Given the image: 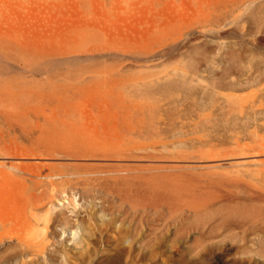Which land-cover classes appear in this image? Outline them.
<instances>
[{"label":"rangeland","instance_id":"obj_1","mask_svg":"<svg viewBox=\"0 0 264 264\" xmlns=\"http://www.w3.org/2000/svg\"><path fill=\"white\" fill-rule=\"evenodd\" d=\"M0 44V264H264V0H0Z\"/></svg>","mask_w":264,"mask_h":264},{"label":"bare ground","instance_id":"obj_2","mask_svg":"<svg viewBox=\"0 0 264 264\" xmlns=\"http://www.w3.org/2000/svg\"><path fill=\"white\" fill-rule=\"evenodd\" d=\"M5 45H7L6 43H4ZM4 44H0V54L1 55H3L5 58H9V57H11V54L9 53V48H8V46H5ZM73 56V55H72ZM35 58V57H34ZM34 62H36L37 63V65H38V69L39 70H42V71H45V72H48V71H50V70H53V68H57L60 64L58 63V64H56V63H54L52 60H47V59H43V60H37L36 61V59H35V61ZM72 75V74H71ZM1 82V81H0ZM4 82H9L8 80L7 81H4ZM10 83V82H9ZM18 85V84H17ZM16 85V86H17ZM5 88V87H4ZM8 89H9V87H8ZM53 90V89H52ZM65 90H69L68 88H66ZM66 92V91H65ZM5 93V92H4ZM67 93H68V91H67ZM6 94V93H5ZM23 94V93H22ZM13 95L16 97V95L17 94H14L13 93ZM12 95V96H13ZM8 96V95H7ZM14 97V98H15ZM14 98H12V99H14ZM16 98H18V96L16 97ZM22 98H23V96H22ZM19 100V99H18ZM17 99H15L14 100V102L16 103V101H18ZM22 100V99H21ZM19 103V102H18ZM49 145V144H48ZM174 149V148H173ZM172 149V150H173ZM47 150H48V152H49V154H47V156H46V158L47 159H49V160H51V159H57V158H60L62 155L61 154H59V153H56V148H55V145L53 146V145H50V146H48L47 147ZM77 150V149H76ZM171 150V151H172ZM45 151V150H44ZM169 151V150H168ZM251 152H245V153H240V154H236V155H240V156H243V157H245L246 155H248V157L246 156L245 158H242L241 157V159H235V155H234V157L232 156L231 158H234V160L235 161H233V162H235V164L236 165H238V164H240V165H245V164H242V163H249V162H257V161H259V159H258V155L260 156V155H264V151H261V152H254V154L253 155H251L250 154ZM253 153V152H252ZM178 154H179V152H178ZM188 155H190V154H188ZM249 155H251V156H249ZM42 156V155H41ZM64 156V155H63ZM194 156V155H193ZM240 156H238V157H236V158H239ZM68 156H66V158H67ZM112 157V156H111ZM117 157H119V156H117ZM45 158V159H46ZM65 158V159H66ZM120 158V157H119ZM121 158H122V155H121ZM143 157H141V159H142ZM166 158H168V161H171V159H172V161H175V160H173L174 158L172 157V158H170V160H169V157H166ZM176 158V157H175ZM183 157H180L179 159H182ZM188 158H190V157H188ZM264 158V157H263ZM82 159V158H81ZM143 159H145V158H143ZM177 159V158H176ZM179 159H177L178 161H179ZM183 159H185V158H183ZM191 159V158H190ZM194 159V157L192 158V160ZM201 159V158H200ZM207 159H209L208 157H207ZM210 159H212L211 157H210ZM230 159V158H229ZM117 160V159H116ZM131 160V159H130ZM138 160H140V159H138ZM157 160V159H156ZM159 160V159H158ZM161 161H165V159H160ZM189 160V159H188ZM213 160V159H212ZM141 161V160H140ZM167 161V160H166ZM167 161V162H168ZM182 161V160H181ZM181 161H179V163L181 162ZM194 161L196 162V160L194 159ZM199 161H201V160H199ZM122 162H127L128 163V161L126 160V159H124V160H122ZM130 162V161H129ZM137 162V161H136ZM152 162V161H151ZM187 162V161H186ZM133 164H134V162H132ZM170 163V162H169ZM185 163V162H184ZM218 163V162H217ZM262 163V162H261ZM160 164H162V163H160ZM168 164V163H167ZM177 164V163H176ZM176 164H172V165H174V166H176V167H174L176 170H183L185 167L184 166H179V164L178 165H176ZM187 163H185V165H186ZM198 164H200V167H202V168H209V167H212V166H215V164L212 162V161H210V162H206V161H204L203 162V160H202V163H197V165ZM230 164H232L231 162H230ZM251 164H254V163H251ZM250 164V165H251ZM256 164V163H255ZM264 164V163H263ZM182 165H184V164H182ZM188 166H189V164H187ZM191 165H193V164H191ZM162 166H163V169L165 170V166H164V164H162ZM179 168H178V167ZM199 166V165H198ZM198 166H196V168H198ZM120 168H121V165L119 166ZM191 167V166H190ZM199 167V168H200ZM216 167V166H215ZM214 167V168H215ZM220 167V166H219ZM157 168H160V170L158 171V172H160V171H162L161 170V166L160 167H157ZM174 168H172V170L174 169ZM187 168V167H186ZM193 169H195V167H192ZM191 168V169H192ZM202 168H200V169H202ZM168 169H170V167L168 168ZM168 169L167 170H165V171H168ZM173 170L174 172L176 171V170ZM189 169V168H188ZM190 169V170H191ZM199 169V170H200ZM256 169V168H255ZM156 170H158V169H156ZM251 170V169H250ZM115 171V170H114ZM129 171V170H128ZM138 171V170H137ZM165 171H163V172H165ZM170 171H171V169H170ZM184 171H186L185 169H184ZM196 171H198V169H196ZM118 172H121V173H123V171H117L116 172V174H114V173H112V172H110L109 174H113L114 176H116V177H118L119 176V178L117 179V180H119V179H121L120 181H123L124 183H125V181H127V180H129V178H130V180L133 178H135V180L137 179V182L136 183H138V184H135V181L133 180L132 181V184L130 183H128V182H126L125 183V185L127 186L128 185V191H130L131 193L130 194H133L134 192H136L137 193V195L138 196H140L139 194H138V192H144V196L142 195V196H140V197H142V199L143 198H148V199H150V201H151V203H153V204H159L160 202H162V203H164V205H166V206H168V208H175L176 206H178L179 205V203H181V200H183V198H185V199H187V198H190V199H192V197H195L196 195V193H198V192H196L195 194L194 193H192L191 191H192V189H193V187H194V185H193V187L191 188V185H187V187L188 186H190V187H188L189 188V191H188V189L186 188H183V185H182V183L184 182V183H186L187 181L185 180V181H181V185H182V187L180 186V182H178L179 180L178 179H176V180H178V181H176V180H172L171 181V178H169L168 179V181H165V180H162V179H155V178H153V177H151V176H155L156 174H151V176H150V174H149V176L147 177V176H145V177H143L144 175H146V174H138V175H140L139 177H140V179H139V177H124V175L122 176V174L121 173H119V174H121V175H117V173ZM134 172V171H133ZM155 172V171H154ZM169 172V171H168ZM108 173V172H107ZM107 173H104V175L105 174H107ZM126 173V172H125ZM132 173V172H131ZM187 173V172H186ZM103 174V173H102ZM111 174V175H112ZM158 174H162V173H158ZM192 175V174H191ZM161 177V176H160ZM115 178V177H114ZM181 178H184V177H181ZM186 178V177H185ZM127 179V180H126ZM139 179V180H138ZM173 179V178H172ZM187 179V178H186ZM115 180H116V178H115ZM170 180V181H169ZM139 181L141 182V184L139 185ZM129 182H131V181H129ZM188 182H190L189 181V179H188ZM179 183V184H178ZM187 184V183H186ZM191 184H192V182H191ZM143 186H145V188L143 189ZM204 186V185H203ZM142 188V189H141ZM148 188V189H147ZM190 188H191V191H190ZM144 190H146V191H144ZM197 191H199L198 189H196ZM195 190V188L193 189V191L195 192L196 191ZM211 191V190H210ZM189 192V193H188ZM191 192V193H190ZM201 192V191H200ZM206 192V191H205ZM234 192V191H233ZM125 194H127V193H125ZM194 194V195H193ZM206 195V194H205ZM127 196V195H126ZM207 196V195H206ZM195 198H198V197H195ZM144 200V199H143ZM145 200H147V199H145ZM149 201V200H148ZM132 204V203H131ZM191 204H192V207H194L195 209H198V208H200V207H202V204H200V203H198V201L196 202V199H195V201H193V199H192V201H191ZM186 206V205H185ZM183 207V206H182ZM178 210V209H177ZM195 213V212H194ZM198 216V215H197ZM206 218V217H205ZM246 229V228H245ZM260 229V228H259ZM264 229V228H263Z\"/></svg>","mask_w":264,"mask_h":264}]
</instances>
